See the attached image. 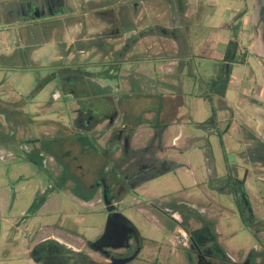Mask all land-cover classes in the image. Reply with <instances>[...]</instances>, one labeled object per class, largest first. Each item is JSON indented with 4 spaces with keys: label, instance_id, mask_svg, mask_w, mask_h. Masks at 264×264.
Masks as SVG:
<instances>
[{
    "label": "rangeland",
    "instance_id": "rangeland-1",
    "mask_svg": "<svg viewBox=\"0 0 264 264\" xmlns=\"http://www.w3.org/2000/svg\"><path fill=\"white\" fill-rule=\"evenodd\" d=\"M20 2L0 0V54L17 58L14 65L0 61V264H32L27 251L39 229L43 234L60 226L87 237L100 232L106 217L99 192L90 205H82L71 175L91 183L99 169L110 168L111 159L122 158L121 145L110 136L122 123L134 127L135 149L152 143L156 159L178 163L148 171L143 183L119 193L118 210L142 236L159 245L168 242L149 205L178 196L218 219L231 254L252 250L258 239L240 218L239 185L229 186L225 179L243 181L252 216L244 212L259 231L264 218L261 0H65L66 13L34 21L16 17ZM120 22L133 29L117 35ZM42 25H48L47 33L38 32ZM128 39L133 45L123 46ZM234 46L237 62L223 61ZM39 83L45 85L30 97ZM100 95L111 96L113 107L87 129L79 116L90 106L102 112L105 107L88 97ZM155 130L163 136L161 149ZM209 151L214 163L206 160ZM40 153L46 166L39 163ZM45 193L43 205L32 211ZM145 245L150 250L140 256L154 260L156 244ZM162 255L160 262L168 263Z\"/></svg>",
    "mask_w": 264,
    "mask_h": 264
},
{
    "label": "flooded vegetation",
    "instance_id": "flooded-vegetation-1",
    "mask_svg": "<svg viewBox=\"0 0 264 264\" xmlns=\"http://www.w3.org/2000/svg\"><path fill=\"white\" fill-rule=\"evenodd\" d=\"M260 5L259 18L264 29V0H261ZM66 11L65 0H21L14 13L19 20L34 21L46 20L48 17L66 13ZM121 24L122 31L117 35L130 32L133 29L127 25L124 26L123 23ZM47 26L37 27L38 32L47 33ZM146 32L147 30H143L141 33ZM134 36L132 35L130 39L134 40ZM262 40L264 43V35ZM131 43L128 39V42L123 46L133 45ZM107 50H109L108 47ZM124 50L126 48L122 47L121 51L117 53L118 61ZM117 67H119L118 63ZM51 76L54 79V73ZM69 91L72 92V90ZM112 118L113 115L108 118V123L111 124ZM155 131L156 133L153 135L158 139L156 146L161 149L163 136H159L158 131ZM133 132L134 127L127 123H122L112 131L110 136L115 138V143L118 146L121 145L122 158L111 159L110 168L99 169L91 183L84 181L83 176H73L71 178L73 180H70L73 182L72 189L80 188L77 192L82 194L84 198L75 196L83 202L91 204L92 199L99 192L98 202L103 204L106 217L100 232L94 237H87L60 226H49L52 231L50 233L42 234L41 229H39L33 240L31 239L32 246L27 251L32 264H135V261L140 259L147 264H162L157 258L160 254H165L166 258L168 257L169 260L180 264H264V218L259 219V231H257L258 229L254 228L256 220L249 219L244 212L246 210L252 216L249 202L242 189L243 181L231 175L226 177L225 180L228 182H225L229 186L235 183L239 185L237 187L240 188L242 198V205L240 201L238 205L240 218L243 223H250L248 227L258 239L257 245L252 250L240 255L231 254L221 240L218 219L211 217L207 213L206 207L199 208L195 202L180 199L178 196L168 202H152L149 205V209L156 215L162 231L168 237V242L159 245L141 235L137 227L118 210L117 204L121 199L119 193L121 191L127 193L129 189H134L143 183L148 177L142 178V175L148 171L162 166H168L170 170L178 163L173 159H156L153 155L152 143L147 147L135 149L130 145ZM128 152L131 154L128 155ZM140 153L144 155L148 153L149 156L144 159ZM43 154L40 153L39 155L43 166H46V161H44L46 159ZM206 160L214 163L212 152ZM134 165H137L136 168L131 169ZM123 166H125L124 171L121 170ZM62 171H66L64 166ZM211 180L212 176L209 174V182ZM209 187L211 188V184ZM89 196L90 198L86 199ZM55 231L58 232L55 233ZM146 241L156 244L154 260L140 256L143 250L149 249L145 245Z\"/></svg>",
    "mask_w": 264,
    "mask_h": 264
},
{
    "label": "trees",
    "instance_id": "trees-1",
    "mask_svg": "<svg viewBox=\"0 0 264 264\" xmlns=\"http://www.w3.org/2000/svg\"><path fill=\"white\" fill-rule=\"evenodd\" d=\"M34 33H35V31H32V35H35ZM34 43H39V42H34ZM236 55H237V53H236V46H234L232 49L231 48H228L227 51H226V53H225V55H224V57H223V61L237 62V60H236L237 59V56ZM13 56H15V55H13ZM16 59H17L16 57H13V59H12L11 56L6 57V56L0 55V61L1 62H6L7 64H10L11 62L13 63L14 60H16ZM240 62L243 63V58H242V60ZM51 79H53V77L50 78V79H48V80H51ZM44 85L45 84H43V83H39L36 86V88L31 92L30 97H32L33 95H35L36 92H38L39 90H41ZM88 97H89V100L92 101V102H93V100H97L98 103L102 104L105 107V109L102 112H99V110H97V109L91 110L93 108H91V106H90L86 111H84V110L82 111V115L79 116V120H80L81 123H83L84 127L87 128V129L88 128H93V126L96 123L101 122V119H103L102 116H105L106 111H108V110L110 111V109H112V107H113V101H112V97L111 96H108V95L107 96H101L100 95V96L95 97L94 99H92L91 96H88ZM92 97H94V96H92ZM81 103H82V101H81ZM91 105L93 106L95 104L92 103ZM96 113H99V114H96ZM98 115H99V117H96ZM141 122L142 121H140L139 124H141ZM165 126L166 125H164V127H161V125H155L154 127H156V128L159 127L160 130H163L165 128ZM82 138H83V136H77L75 139L79 140V139H82ZM81 146H84V144H82V142H81ZM89 148H92V146H90ZM85 150H86L85 148H81V152L82 153H85ZM95 151L97 152L98 150H95ZM256 152H257L256 154L258 155L259 154V150L256 151ZM103 154H105V157L108 156V155H106V152L105 151H104ZM207 156H211V151H209V153H208ZM41 161H42V159L39 161V163H41ZM71 178H73L72 175H71ZM52 190L53 189H50L48 192L50 193V191L52 192ZM47 194L48 193H45V194L40 195V196H38L36 198V200L33 202V205L31 207V210L32 211H35V210L39 209V207L44 202L45 197L47 196ZM74 194L76 196L80 197V198H84L82 196V194L78 193L77 191H75ZM89 198H90V196L88 198H86V199H89Z\"/></svg>",
    "mask_w": 264,
    "mask_h": 264
},
{
    "label": "crops",
    "instance_id": "crops-1",
    "mask_svg": "<svg viewBox=\"0 0 264 264\" xmlns=\"http://www.w3.org/2000/svg\"><path fill=\"white\" fill-rule=\"evenodd\" d=\"M231 17V16H230ZM0 55H2V56H6L7 57V55H4V54H0ZM12 56V55H11ZM17 62V61H16ZM15 61L13 62V64L12 65H14L15 63H16ZM9 65V64H8ZM181 166V164H179V167ZM76 199H77V197H75ZM78 200H79V202L82 204V205H90V204H88V203H86V202H83L82 200H80L79 198H78ZM44 203V202H43ZM43 203H42V205H43ZM41 205V206H42ZM40 206V207H41ZM39 207V208H40ZM162 254H160V256H158L157 258H158V260H160V259H162ZM167 264H180V263H176V261L174 262L173 260L171 261V260H169V262L167 263Z\"/></svg>",
    "mask_w": 264,
    "mask_h": 264
}]
</instances>
